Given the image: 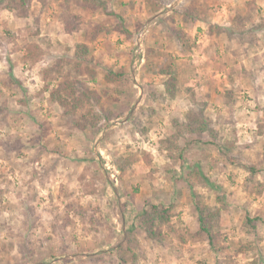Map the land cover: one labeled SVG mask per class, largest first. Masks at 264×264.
I'll return each mask as SVG.
<instances>
[{
    "label": "rangeland",
    "instance_id": "374dc122",
    "mask_svg": "<svg viewBox=\"0 0 264 264\" xmlns=\"http://www.w3.org/2000/svg\"><path fill=\"white\" fill-rule=\"evenodd\" d=\"M245 1L253 8L241 3L228 18L261 24L264 0ZM219 2L0 0V264H264V29L250 41L236 33L198 49L207 68L200 85L189 79L201 72L188 66L195 39L183 30L182 11L191 6L209 21ZM65 14L81 23L77 31L64 32ZM76 43L88 46L94 80L74 65ZM168 65L179 72L173 100L163 95ZM110 69L121 74L107 82ZM64 79L99 92L92 105L105 120L79 129L50 102L49 89ZM192 94L205 103L216 142L206 133L176 136L174 123L193 105ZM243 121L251 124L236 126ZM196 162L219 190L195 189L208 204L217 194L228 204L217 226L223 253L198 233L183 181L185 164ZM152 204H174L173 217L147 238L139 213ZM245 214L261 218L256 229L243 226Z\"/></svg>",
    "mask_w": 264,
    "mask_h": 264
},
{
    "label": "trees",
    "instance_id": "16d2710c",
    "mask_svg": "<svg viewBox=\"0 0 264 264\" xmlns=\"http://www.w3.org/2000/svg\"><path fill=\"white\" fill-rule=\"evenodd\" d=\"M244 5L253 8L254 2L246 1ZM160 8L161 6L157 4L153 6L154 11H158ZM198 16L199 15L195 14L194 9L191 6L185 7L182 11V20L184 22H188V20L191 19L193 20ZM253 16L255 17V15L251 14V17ZM251 17L247 19H251ZM259 19H261V17H259ZM62 20L63 30L66 33H72L74 31H77L81 24L76 19V17L72 15L65 14L62 17ZM241 21L242 18L240 19L239 15H234L231 18V23L229 26L210 25L208 29L209 34L224 33L229 39H232V35L239 33L241 36H243V38H245V40L250 41L255 36V30L259 28H264V21L261 24L253 23L254 25H250V27H248V24L251 20H248L247 22L242 21V23ZM174 34L177 39H183L186 36L185 32L182 29H178L174 32ZM88 54L89 49L86 44L76 43L74 45L73 62L75 67L80 70V72L82 70L83 73L87 74V76H89V79L94 80L96 77V71L94 67L89 65L90 58H88ZM25 57L26 59H32L33 54L26 55ZM48 70L50 71L51 69ZM48 70L45 71V74L49 72ZM175 73L176 71L171 65H168L164 70H161V74L164 76L163 95L171 99H174L178 93V77ZM120 74V72L116 73L110 69L105 74L104 79L107 82H111L115 79V77H118ZM186 90L192 91V89L190 88H187ZM49 100L50 102L58 104L61 108H63V112L65 114L71 115L73 120L75 121V126L79 129H84L89 125L95 126L101 120H105L100 113L94 111L92 105L93 103H100V93L94 89L89 88L85 90L76 89L75 83L69 79L59 81L56 85L49 89ZM191 100L193 102V105L187 112L183 114L179 125H176V123H174L176 129H178L176 136L179 138L181 136L186 135H203L204 133H206L213 142H216L215 140L216 138H218V133L215 129H212L210 127L209 118H206L202 114V106H204L205 103L199 104V102H196L197 100H195L194 94L191 95ZM86 104L92 106V109H90L91 112L79 115L77 118H75L76 111L83 108ZM198 106L200 108H198ZM179 158L182 159L181 154H178V159ZM185 165H187L188 171L183 177V181H185L190 190L193 205L196 210L198 233L205 237V239L207 240V244L213 252L223 253L226 250V247H224L222 243H220V233L217 230V226L222 212L228 209V204L225 202L224 198L220 194L216 195L215 204H208L205 201L206 197L200 192H198L195 189V186L208 187L218 191V185H216V183L213 182L208 177V175L203 172L199 163L196 162L193 166H189L188 164ZM247 168L249 172L254 170V166H249ZM119 169L124 170L125 166H119ZM249 176H251V173ZM80 209L82 208L79 206V210H77L76 214L83 216L84 211H80ZM173 209L174 204H170L168 206L163 207L158 206L156 204H152L150 206V209H143L139 213L140 228L145 233L147 238L157 237L160 234L159 227L161 225L170 224L171 218L173 217ZM97 220L98 219L95 218L94 223H97ZM260 220V217H250L248 214H245L242 224L244 227L256 229ZM127 233L129 232L127 231ZM132 240L137 245L136 239L133 238ZM261 260L262 262H264V254L261 257Z\"/></svg>",
    "mask_w": 264,
    "mask_h": 264
},
{
    "label": "crops",
    "instance_id": "0c3cea01",
    "mask_svg": "<svg viewBox=\"0 0 264 264\" xmlns=\"http://www.w3.org/2000/svg\"><path fill=\"white\" fill-rule=\"evenodd\" d=\"M245 2H246L245 0H242V1L241 0H220V2H219V6L220 7L219 8H216V11L214 12L213 16L211 17V19L209 21H207V17L206 18L197 17V18H195L193 20L192 19L191 20H188V22L182 21L181 24L182 25L183 24L185 25V28L183 27V30L185 32H188L187 34L189 36H192L191 38L195 39L194 40L195 41V44H197V45L193 44L189 48V50H187V52H188L187 53V57L190 58V61L191 62H194V64H195V65L194 64L191 65V63L189 61L188 66H189V68L192 67V69H194V70H196L198 72H201L199 74L198 78L190 77L189 78L190 81L194 80V82H199L198 84L200 85V83H201L200 82L201 81L200 80L201 74L204 72L203 70H205V68H207V67L201 65V58L202 57L199 56V54H197V50L199 49L200 50L199 52H201V51L204 52L205 50L207 51L210 48H214V44L215 45H218V43H223V41H224L225 38L228 39V40H231L224 33H219V34H216V33L211 34L210 33L209 34V31H208L209 26L210 25L229 26L230 23H231V19L228 18V15L231 14V13H233L234 10H237V6H240L241 3H242L241 6L243 7ZM258 2L259 1L256 0L255 1V4H258ZM187 24H190L191 29L186 28L187 27ZM259 29H262L263 30L264 28H259ZM254 33H255V36H259L260 35V30L258 31V29H257V30L254 31ZM206 37L208 39H206ZM213 38H215V43L213 42ZM210 41H211V43L209 45L208 42H210ZM182 52H184V51H182ZM189 56H191V57H189ZM203 56H204V54H203ZM188 66H186L185 69H183V70H186L187 71L189 69ZM218 68L220 69V67H218ZM221 68H225V67H221ZM174 69H175V67H174ZM178 74H179V72H177V70H176L177 77L179 76ZM228 76H229V74H228ZM229 78H231V77H229ZM188 85H190V84H188ZM200 89H203V86H201ZM197 94H199V93H197ZM166 98H168V97H166ZM203 98H202V100H204V99L205 100L206 99L208 100L210 98V94H207L205 96V98L204 99ZM211 99H213V96H211ZM170 100H173V99H170ZM195 100H199L196 95H195ZM187 101H190V100H187ZM235 124L238 127L239 126H243L244 128L243 127L242 128L243 129H246V126L249 125V124H251V123L250 122L243 121V122H237ZM230 132H232V130Z\"/></svg>",
    "mask_w": 264,
    "mask_h": 264
},
{
    "label": "built area",
    "instance_id": "2783aa9c",
    "mask_svg": "<svg viewBox=\"0 0 264 264\" xmlns=\"http://www.w3.org/2000/svg\"><path fill=\"white\" fill-rule=\"evenodd\" d=\"M146 29H147V27H146L145 25H143V26L139 29V31H138V33H137V35H136V44L138 45V47H137V49H136V53H137V54H138L139 52H141V45L139 44V41H140L141 37L143 36V34L145 33Z\"/></svg>",
    "mask_w": 264,
    "mask_h": 264
}]
</instances>
